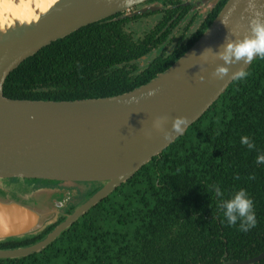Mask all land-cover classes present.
Segmentation results:
<instances>
[{
  "label": "trees",
  "instance_id": "1",
  "mask_svg": "<svg viewBox=\"0 0 264 264\" xmlns=\"http://www.w3.org/2000/svg\"><path fill=\"white\" fill-rule=\"evenodd\" d=\"M227 1L219 0L171 53L163 51L145 65L142 57L167 39L180 22L174 15L182 17L183 9H164L163 19L143 37L131 30L138 17L121 13L84 26L25 59L6 78L3 94L17 100L73 101L132 91L180 59ZM246 71L248 77L233 81L184 135L52 244L26 257L0 259V264H225L264 253V165L256 163L264 153V59H254ZM243 136L255 150L241 144ZM27 181L30 191L41 189L39 182H55H8ZM83 184L89 186L85 194L70 189L71 200L41 231L0 240V250L38 243L103 186ZM214 185L224 199L240 189L248 192L255 228L242 232L239 224L227 225ZM251 264H264V259Z\"/></svg>",
  "mask_w": 264,
  "mask_h": 264
},
{
  "label": "water",
  "instance_id": "2",
  "mask_svg": "<svg viewBox=\"0 0 264 264\" xmlns=\"http://www.w3.org/2000/svg\"><path fill=\"white\" fill-rule=\"evenodd\" d=\"M6 1L21 8L23 15L15 16L12 9H5ZM145 1L0 0V240L38 233L72 196L64 189L20 193L12 189L10 179L103 183L44 239L27 247L2 249L0 259L26 257L52 244L184 135L234 81L232 73L241 68L246 71L252 64L240 61L225 65L216 55L228 42L226 37L235 41L249 35L248 0H228L180 59L132 91L73 101L17 100L3 94L8 75L43 47ZM257 4L264 12V0H257ZM225 17L228 29L221 24ZM208 49L211 52L206 62L201 54ZM217 66L229 68L223 80L212 76ZM153 90L155 95L148 96ZM178 116L189 120L182 134L173 133L171 140H165L153 130L156 118L167 117L165 128L170 131ZM261 259L264 253L225 264H251Z\"/></svg>",
  "mask_w": 264,
  "mask_h": 264
},
{
  "label": "clouds",
  "instance_id": "3",
  "mask_svg": "<svg viewBox=\"0 0 264 264\" xmlns=\"http://www.w3.org/2000/svg\"><path fill=\"white\" fill-rule=\"evenodd\" d=\"M237 3H239V0H237ZM245 11L251 16L248 25L249 35L235 41L229 40L226 37L228 42L223 46V50L216 54L219 59L224 61L225 65H232L240 61L248 65L256 58L264 59V12L259 10L257 0H248ZM228 23L227 17L221 20V24L226 29H228ZM232 34L234 35V33ZM210 52L211 50L208 49L201 54L202 59L206 62L208 60V53ZM228 74V67L217 66L212 76L216 80H223ZM248 75L249 73L244 68H241L232 73L231 79L243 81ZM203 80L201 78V81ZM147 95L154 96L155 90L149 91ZM167 122V117H158L153 121V130L162 134L165 140H171L173 133L182 134L189 126L188 118L183 116L175 117L172 120L170 131L165 128ZM241 144L247 146L249 151L256 149L255 143L248 136L241 137ZM256 163L264 165V153L257 155ZM251 178L254 179V177ZM212 190L220 200L219 208L228 226L235 227L239 224V230L242 232H248L256 227L257 219L254 211V201L245 189L238 190L230 199H224V193L219 185H214Z\"/></svg>",
  "mask_w": 264,
  "mask_h": 264
},
{
  "label": "flooded vegetation",
  "instance_id": "4",
  "mask_svg": "<svg viewBox=\"0 0 264 264\" xmlns=\"http://www.w3.org/2000/svg\"><path fill=\"white\" fill-rule=\"evenodd\" d=\"M218 1L219 0H173L170 3V2L163 1V0H148L137 6H134L133 8L127 11L121 12V14L125 16L127 15L130 17L132 16L138 17L131 24V27H132L131 30L133 31H135L133 29V26L135 24H138L141 19L147 18L150 16L157 17V20L152 25V27L144 31L143 34H139L135 31L138 37H143L145 33L153 31L157 27V24L159 23V21L163 19L164 9H183L184 11L183 12L184 15L182 17H179L180 12L174 15L175 18H180V22L172 29V31L167 35V39H165L160 46L154 48L149 55L142 57V65H145L151 60H154L163 51L166 52L167 54L171 53L176 47V45L178 44L179 40H181L180 38L182 37V35L189 34L188 33L189 31H192L195 27H197L206 18L208 13L211 11V9H213V7ZM200 9H209V10L206 14L203 15L202 13H200ZM198 18L201 22L199 24H196L195 21H197ZM65 183H68V182H58V183L57 182H51V183L50 182H39L37 186H42L41 189H68L70 190V187L63 185ZM80 183H87V182H80ZM11 186L14 191H17L20 193H26L30 189L29 185L21 186V185L11 184ZM70 200H68V202Z\"/></svg>",
  "mask_w": 264,
  "mask_h": 264
},
{
  "label": "rangeland",
  "instance_id": "5",
  "mask_svg": "<svg viewBox=\"0 0 264 264\" xmlns=\"http://www.w3.org/2000/svg\"><path fill=\"white\" fill-rule=\"evenodd\" d=\"M208 10L209 9H200V13H202L204 15L208 12ZM156 20H157L156 16H150L147 18H143L140 20V22L138 24H135L133 26V29L137 33L143 34L144 31H146L152 27V25L156 22ZM195 22H196V24H199L201 21L198 18L197 21H195ZM131 29H132V27H131ZM8 183H11L13 185H21V186L30 185L29 184L30 182H28V181L27 182H19V183H15V182H8ZM63 185L68 186V187H70V189H74L75 191L81 192L82 194H85L86 190L89 188V186H87L86 184L80 183V182H68V183H65ZM64 190L70 191L68 189H64ZM71 192H73V191H71ZM72 196H73V193H72ZM72 196H71V198H72Z\"/></svg>",
  "mask_w": 264,
  "mask_h": 264
},
{
  "label": "bare ground",
  "instance_id": "6",
  "mask_svg": "<svg viewBox=\"0 0 264 264\" xmlns=\"http://www.w3.org/2000/svg\"><path fill=\"white\" fill-rule=\"evenodd\" d=\"M46 5H47V2H44V7H46ZM4 7H5V9H6V8H8V9H12L13 12H14V15H15V16H21V15H23V11L21 10V8L14 7V6H13L10 2H8V1H6V2L4 3ZM6 186L9 187V185H6ZM12 189H13V188H12Z\"/></svg>",
  "mask_w": 264,
  "mask_h": 264
}]
</instances>
